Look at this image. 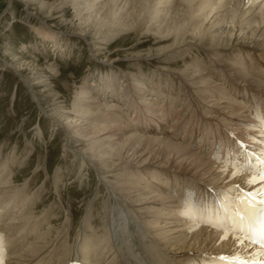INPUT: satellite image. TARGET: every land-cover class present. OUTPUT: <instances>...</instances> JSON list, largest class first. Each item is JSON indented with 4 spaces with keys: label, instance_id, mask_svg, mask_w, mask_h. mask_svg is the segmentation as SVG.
Masks as SVG:
<instances>
[{
    "label": "bare ground",
    "instance_id": "6f19581e",
    "mask_svg": "<svg viewBox=\"0 0 264 264\" xmlns=\"http://www.w3.org/2000/svg\"><path fill=\"white\" fill-rule=\"evenodd\" d=\"M6 1L11 9L14 0ZM18 1L23 3L27 10L35 4L34 0ZM153 1V7H161L160 13L162 5L167 10L162 18H155V23H158V38L155 41L165 44L158 46L153 55L151 52L145 53L146 55L137 54L129 60L136 65L150 56L157 59L162 57L161 61L166 65L163 66L164 69L171 70L166 71L165 83L168 85L172 104H177L181 117L173 118L172 124L168 128L165 127L164 119L168 111L164 113L163 107L151 110L154 108L155 93L159 90L155 91L154 86L147 85L148 77L142 72L132 77L134 87L122 85L118 92L121 101L138 106L133 116L135 122L131 120L129 124H125L127 113H119L122 108L119 109L116 102L108 101L111 94L105 90H98L95 94V90L86 89L85 93L82 89L80 99L76 98L71 107L72 117L71 114L59 121L53 114H44L63 131L66 138L65 147L77 143L87 144L85 150H73V153L81 164L86 162L92 167L99 177L98 182L105 185L108 198L102 200L103 202L99 203L101 208L91 215L97 195H94V201L84 204V217L81 218L76 231L71 227L72 220H66L60 230L54 231L52 227L41 231L39 226L46 219L33 222L31 220L35 218L34 213L21 216L31 208L30 204L25 203L31 183L23 190L10 186L9 181L5 182V175L10 170H5L0 161V237L6 253L4 264H188L190 259H196L197 264H214L212 258L215 257L241 255L250 259L259 258L256 255L259 248L256 246L249 245L239 250V245L234 241L240 234L224 232L217 228V225L222 224L217 216L218 207L233 213L236 198L239 196V192L235 190L236 186L242 185L247 175L242 168L241 154L232 138L245 141L250 153L261 154L264 151V135H261L258 119L264 117V64L258 62L241 68L233 62L245 57L252 60L264 57V16L259 19L258 28L255 29H248L252 19L246 17L251 12L247 8L258 0H219L218 2L229 7V13L225 15L226 18L223 17L222 24L214 30L211 29L212 31L209 30L207 35L206 31L200 32V22L196 17V13L204 10V0H199L197 5L194 4L196 0H108V11L101 12L104 18L113 24L109 26L108 31H104L102 35L100 33L98 40L93 30L94 35L90 34L91 42L104 49V44L123 34L127 25L121 23L120 19L127 13L128 18L138 19L134 27L130 24L129 31L146 24L149 16L139 20L143 12L137 14L136 9L138 5H147ZM88 2L93 3L81 5V11L90 7L91 13L94 6H102L106 1ZM259 5L261 6V2H258ZM210 7L212 8L211 5ZM77 11L79 12L80 8H77ZM28 14L25 17L26 24L30 25L31 20H39L38 26L35 27L37 36L46 41L51 40L57 46L56 33L43 26L50 17L32 19ZM204 16L207 17L206 13ZM191 21L197 29H191ZM101 28H104L103 25ZM77 29L78 33L73 34L75 37L89 39L90 31ZM189 31L191 34H188ZM190 48L210 58V62L204 67L198 63L197 66L201 70L197 71L187 66H181L184 67L181 70L169 67L173 66L175 57L187 53ZM133 49H138V45ZM100 51L96 49L94 53L98 54ZM2 54L0 64L2 59L7 62V51ZM12 63H7L8 69L16 71L17 79L33 95L34 91L30 88L33 80L23 78L18 73L17 66ZM112 64L110 66L113 68L116 63ZM1 65L6 69L7 66ZM104 76L106 77L101 75L98 79ZM110 76L113 77L111 73ZM150 80L153 81L154 78ZM235 80L238 82L235 83ZM156 81L161 82V78ZM114 84L115 81L111 78V88H114ZM233 84L243 88H238L235 96L245 94L250 98L246 106L242 107L241 101L247 98L235 99L230 94ZM89 86L94 87L93 84ZM149 90L150 95L144 97ZM89 91L93 92L92 95ZM196 98L203 102L197 104ZM225 98L227 101L223 102ZM233 102L240 103L231 107ZM83 104H89L94 111H84L81 106ZM142 107L154 116H162L156 120L155 132L152 131V121L147 122V130L144 132L137 131L135 134L129 130L139 120L138 114ZM211 108L214 111L210 112ZM54 113L56 115L55 111ZM74 114L78 116L75 117L77 119H74ZM187 116L190 121L185 135L181 138V134L176 135L175 127ZM91 117L96 125L87 122ZM119 121L123 124H117ZM121 128L127 129L125 136ZM198 133L202 134L197 135ZM230 133L234 134V137L230 136ZM188 138L193 150L182 143ZM229 147L232 149L231 153ZM196 149L197 151H194ZM236 171H242L244 175L232 179L230 174ZM141 172L146 173L145 185L151 188V192L134 186L130 181L131 177L137 178ZM157 177L165 179L164 189H161L159 182L154 181ZM259 187L260 185L251 188V192H257ZM242 190L248 192L249 186L243 185ZM12 212L15 214L12 215ZM47 217V220L52 219L51 215ZM55 222H52V226H55ZM224 236L231 238L225 241L222 239ZM199 253L208 257L197 256Z\"/></svg>",
    "mask_w": 264,
    "mask_h": 264
},
{
    "label": "rangeland",
    "instance_id": "374dc122",
    "mask_svg": "<svg viewBox=\"0 0 264 264\" xmlns=\"http://www.w3.org/2000/svg\"><path fill=\"white\" fill-rule=\"evenodd\" d=\"M5 1L0 0V54L5 50L7 51V55L5 56L7 62L2 59L3 62L1 64L6 67L7 63L15 62L12 64L17 66L18 73L29 81L33 80L31 81V86H33H30V88L34 91L35 100L38 99L36 102L30 90L17 79L16 71H12L11 68L8 69V66L6 69H3L0 64V161L5 170H10L5 175V179H7L5 182H10V186H17L20 189L22 188V190L26 189L28 184L31 183V187L28 189L29 195L25 201L26 204H30L31 208L29 212L21 216L25 217L34 213L35 218L31 221L39 222L42 219H46L39 226L41 231H45L48 228L51 229L52 227V229H55L54 231L60 230L63 228V224L66 223V220H72L71 227L76 231L81 218L84 217V204L94 201L93 198L97 195L96 204L92 206L90 212V215L93 214L95 210L101 208L99 203L108 198L107 189L105 185H101L98 182L99 177L94 173L92 167L87 165L86 162L81 164L73 153L74 151L85 150L87 144L77 143L75 144L76 146L70 144L65 147L66 138L63 131L44 114H53L59 121L71 114L72 117L73 109L71 107L75 104L76 98L80 99L82 89L85 93L87 92L86 89L95 90V94L98 90H105L106 93L109 92L111 94V99L108 98V101L116 102L120 107L119 109L122 108L119 113H127L125 124H129L131 120L135 122L133 116H135V109L138 106L135 103L121 101L118 92L122 88L120 87L122 85L128 84L134 87L135 83L131 80L132 77L136 76V73L142 72V74L148 77L147 85L154 86L155 91L159 90V92L155 93L154 108L151 110H159L160 107H163L164 113L168 111L164 119V124L167 128L172 124L173 118L179 119L181 112H178L177 104H172L169 88L165 83L166 71L169 72L170 69H164L163 66L166 65L161 61L162 57L157 59L154 56H150V58L143 59L141 60L142 62L136 65L129 60L137 54L146 55L145 53L151 52L150 54L153 55L156 53L158 46L165 44L155 41L158 38L156 35L158 23H155V18L157 16V18H162L166 15L167 10L162 5L163 9L160 13V6L153 7L155 1L147 5H138L136 9L137 14L143 12L139 20L147 15L149 16L146 24L140 25L133 31H129L130 24L134 27V23L138 22V19L134 17L128 18L127 13L124 18L120 19L121 23L127 25L126 31L111 39L107 44H104L103 49L102 46L98 48L97 45H94V42H91L90 34H93L92 31L94 30V34L97 37L96 40H98L100 33L102 35L104 31H108L109 26L113 24L104 18L101 12L108 11V0H105L106 2L102 3V6H94L91 13L89 12L90 7L81 11V5L84 6L86 3L92 5L93 2H88L91 0H85V2L83 0H75L74 2H70L69 0H34L33 3L35 4L28 10L18 0H14L11 9L10 4ZM198 1L196 0L194 4L197 5ZM218 1L204 0V10L198 12V14L196 13L197 21L200 22L199 26H201L200 32L206 31V35L221 25V21L224 20L223 17L226 18L227 16L225 15L229 13V7ZM263 4L264 2H261V6H258L257 1V3L247 8V10L251 11L248 13L251 16L247 15L246 17L247 19H252L249 22L248 29L258 28L257 23L264 16ZM99 7L101 8L98 9ZM77 8H80L79 12ZM204 13L207 15V17L204 16L205 18L203 17ZM27 14L32 16V19L33 17H38L39 19L50 17L47 18L48 20L45 21L43 26L48 27L52 32L56 33L55 36L58 37L57 46L51 40L46 41L37 36L35 27L38 26L39 20L34 18L35 20L30 21V25L26 24L25 17ZM102 25L104 28H101ZM191 27V29H197V26H194L193 22ZM77 28H81L87 32L90 31L89 39L83 40V37H75L73 34L78 33L79 29ZM188 34H191V31ZM137 45L138 49H133ZM96 49L101 50L98 53L100 55L94 53ZM209 62L210 58L202 56L194 48H190L187 53L175 57L172 62L173 66L169 67L173 69L180 68L179 70H181L184 68L181 66H187L197 71L201 70L197 66L198 63L204 67ZM233 62L243 68L245 65H254L258 62L264 64V57H259L256 60L245 57L240 61ZM112 63H116L113 68L110 66ZM110 73L113 77L110 76ZM101 75H106V77L98 79ZM111 78L115 81L114 88H111L109 85ZM151 78H154V80L151 81ZM158 78H161V82L156 81ZM237 82L235 80V83ZM91 84L94 85L93 88L89 86ZM238 88L243 89L233 84L230 94L235 99L247 98L241 101V106H246L250 102V98L245 94L239 97L235 96ZM89 93L92 95L93 92L89 91ZM147 93L144 97L150 95V90ZM216 99L218 100V98ZM226 101L227 99L225 98L223 102ZM195 102L198 104L203 101L196 98ZM237 103L240 102H233L230 106L234 107V104ZM81 106L83 110L85 109L84 111H94L89 104ZM54 108H59L60 111ZM142 108V111L138 114L139 120L129 130L135 132V134L138 133L137 131L144 132L147 130V122L152 121V131L155 132L157 130L155 128L157 124L156 120L158 118L161 119L162 116H154L151 112L145 110V107ZM209 111L212 112L214 110L211 108ZM87 116L89 117V115ZM75 117L78 118L76 114H74V119H77ZM189 121L190 117L187 116V118L176 125V135L181 134V138H183ZM87 122L93 125L97 124L92 117ZM117 124L123 123L119 121ZM249 126L247 125V127ZM121 129L125 136L127 129ZM201 134L198 133L197 135ZM182 143L193 150L192 143L189 145V138L184 139ZM194 151H197V149ZM181 174L185 175L184 173ZM135 177L130 178L134 186L145 188L144 191L146 192L152 191L150 187L147 188L145 185V172H141L137 178ZM154 181L162 185L161 189L165 188V179L157 177ZM96 188L97 190H95ZM93 192L96 193L93 194ZM14 214L15 212H12V215ZM47 215H51L52 219L47 220ZM52 222L56 223L55 226H52L54 225ZM69 236L72 237L71 232H69ZM204 257L208 256L204 255Z\"/></svg>",
    "mask_w": 264,
    "mask_h": 264
},
{
    "label": "snow or ice",
    "instance_id": "6c2138e0",
    "mask_svg": "<svg viewBox=\"0 0 264 264\" xmlns=\"http://www.w3.org/2000/svg\"><path fill=\"white\" fill-rule=\"evenodd\" d=\"M258 2H264V0H258ZM261 124V135H264V117H258ZM234 137V134H229ZM236 145L240 149V154L244 155L246 158L251 155L248 150L247 144L243 140H236ZM229 152L232 149L229 147ZM258 161L260 171L258 173V178L252 177L251 174L245 175V179L242 185L236 186V191L239 192L237 200L239 201V211L233 217L235 231L240 235L235 237L234 243L239 245V250L247 248L249 245L258 246L259 252L256 255L259 259L245 258L244 256L237 255L233 258L227 257H215L214 264H264V151L261 152L259 157H252ZM232 179H236L241 175H244L242 171H236L230 174ZM243 185L249 186V191L246 193L242 190ZM260 185L257 192H251V188ZM257 198H259V221L258 224L253 223V213L256 211ZM241 213L243 215H241ZM248 226H245V225ZM231 238L230 236H224L222 239L227 240ZM6 253L3 248L2 237H0V264H4V257ZM197 256H204L205 254L199 253ZM188 264H197L196 259H190Z\"/></svg>",
    "mask_w": 264,
    "mask_h": 264
}]
</instances>
